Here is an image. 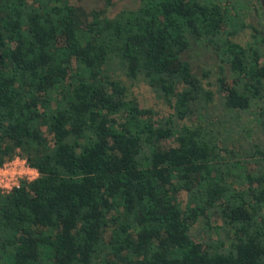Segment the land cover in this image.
I'll use <instances>...</instances> for the list:
<instances>
[{"label": "trees", "instance_id": "trees-1", "mask_svg": "<svg viewBox=\"0 0 264 264\" xmlns=\"http://www.w3.org/2000/svg\"><path fill=\"white\" fill-rule=\"evenodd\" d=\"M232 1L139 0L109 18L0 0V167L19 156L39 173L0 189V264H264V147L230 148L233 123L209 119L222 93L264 132V34L234 41ZM197 43L219 62L216 92L185 58ZM110 62L172 113L153 119ZM199 221L217 238L196 242Z\"/></svg>", "mask_w": 264, "mask_h": 264}, {"label": "rangeland", "instance_id": "rangeland-1", "mask_svg": "<svg viewBox=\"0 0 264 264\" xmlns=\"http://www.w3.org/2000/svg\"><path fill=\"white\" fill-rule=\"evenodd\" d=\"M69 3L73 6L80 7L86 13H90L93 10L106 9V15L109 18H112L124 8H135L138 5L139 0H112L111 6H106L104 0H69ZM232 7V15L238 13L242 23L246 25V28L235 36L234 41L246 46L247 44H254L257 40H261L264 34V0H233ZM185 58L191 63L197 74H200L203 70H208L210 72L211 75L208 81L212 85L211 89L216 92V83L220 77L218 67L219 62L212 50L202 43H197L191 46L185 55ZM263 62L264 60H262V63ZM106 67L115 79L119 80L128 88L129 95L136 99L140 108L153 111V119L167 117L172 113L171 110L155 96L152 90L141 78L135 81H130L125 77L115 62L108 63ZM222 96V93H216L215 99L210 106L211 117L209 116V119L216 122H218V119H224L225 123L226 121L233 123L229 126L230 129H223V139L227 141L229 147L232 148L233 145L238 146V144H236L238 141L237 139L242 135L244 136L245 143L247 142L246 144L251 143L264 147V132L258 131L255 128L254 123H251L253 118L251 116L252 112L235 114L224 111L221 105ZM185 123L187 124V122ZM227 125L228 124H226V126ZM47 138L50 140L51 137L47 135ZM161 145L163 147H170L174 146L175 142L173 140H166L162 142ZM16 158L20 160V163L17 164L18 166L13 162ZM22 160L24 159L16 156L13 160L6 162L0 167L2 172L9 173L7 176H1L0 181L4 184L10 185L8 188L0 185V189L3 191H9L12 187L19 184L21 180L31 181L27 174L20 175L25 169V167L21 166ZM255 168V163L248 164V170H254ZM13 173H15V175H12ZM179 198L184 206L187 200L186 194L181 193ZM210 224L211 226L216 227L220 226L221 222L218 218L213 217ZM191 233L196 242H207L208 238H217L214 231H207V229H204L202 221H199L192 226Z\"/></svg>", "mask_w": 264, "mask_h": 264}, {"label": "clouds", "instance_id": "clouds-1", "mask_svg": "<svg viewBox=\"0 0 264 264\" xmlns=\"http://www.w3.org/2000/svg\"><path fill=\"white\" fill-rule=\"evenodd\" d=\"M16 164H19L20 161L17 160L15 162ZM26 163V162H25ZM24 174H27L29 179L30 180H35L38 176H39V173L35 170V169H24L20 175H24ZM9 175V173H6V172H0V176H7ZM12 175H15V173H13ZM0 185H2L3 187L5 188H8L10 185L9 184H4L2 181H0ZM17 187H19V185L17 184L16 185Z\"/></svg>", "mask_w": 264, "mask_h": 264}, {"label": "built area", "instance_id": "built-area-1", "mask_svg": "<svg viewBox=\"0 0 264 264\" xmlns=\"http://www.w3.org/2000/svg\"><path fill=\"white\" fill-rule=\"evenodd\" d=\"M18 159L16 158V160H14L13 162L15 163ZM20 161V160H19ZM21 166L25 167V169H31L29 168V166L27 165V163H25L24 160L21 161ZM17 165V164H16ZM18 166V165H17ZM0 172H2V170H0ZM1 177V176H0ZM2 190V189H1ZM11 190V189H10Z\"/></svg>", "mask_w": 264, "mask_h": 264}]
</instances>
